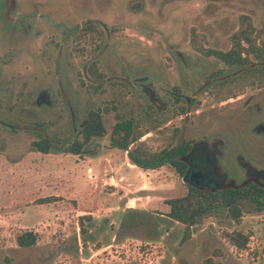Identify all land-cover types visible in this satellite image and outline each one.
Segmentation results:
<instances>
[{
	"label": "rangeland",
	"instance_id": "obj_1",
	"mask_svg": "<svg viewBox=\"0 0 264 264\" xmlns=\"http://www.w3.org/2000/svg\"><path fill=\"white\" fill-rule=\"evenodd\" d=\"M7 1L17 20L7 22L0 0V264H118L120 257L130 264H142V257L153 264H207L209 259L211 264H264V208L259 212L251 202L242 204L241 225L227 210L214 211L198 221L196 236L185 245L178 224L171 230L172 235L178 230L177 241L172 235L161 238L154 249L142 243L153 239L138 226L165 225L166 201L188 190L172 167L144 171L110 140L119 122H131L135 133H144L139 144L150 151L221 130L227 140L223 164L231 177L243 176L240 151L264 161L263 142L261 152H254L253 127H240L241 135L227 133L247 98L264 99V72H242L189 52L198 50L192 36L189 40L193 29L205 38L199 49L230 51L243 15L252 19L264 42V0ZM87 19H96L104 36L84 38L75 31L77 22ZM92 61L105 79L89 75ZM141 81L152 83L162 98L157 108ZM46 88L56 96L63 90L67 99L38 102ZM175 90L192 105L174 102L170 92ZM93 111L102 112L108 135L94 138L81 156L63 153ZM41 139L56 150L39 153L33 142ZM52 196L60 201L39 204ZM129 211L143 218L128 217ZM83 216L92 217L84 221L85 232ZM110 228L112 239L117 237L111 244ZM235 231L252 233L247 250L238 251L225 239V233ZM26 232L36 235L35 247L18 246L17 237ZM211 239L215 243L208 248Z\"/></svg>",
	"mask_w": 264,
	"mask_h": 264
},
{
	"label": "trees",
	"instance_id": "obj_2",
	"mask_svg": "<svg viewBox=\"0 0 264 264\" xmlns=\"http://www.w3.org/2000/svg\"><path fill=\"white\" fill-rule=\"evenodd\" d=\"M240 29L232 37V48L228 52L214 51V55L220 58L224 64L230 67H245L244 70L252 68L264 72V42H262V32H259L253 25V21L249 16L243 15L240 17ZM83 37L95 33L101 37L104 36L98 26L88 24L83 28ZM101 33V34H100ZM256 35V36H255ZM199 40H197V39ZM205 38L199 35L198 32L192 30V44L198 50L200 39ZM260 39V41H258ZM260 42V43H259ZM262 42V44H261ZM247 47H245V45ZM254 58V59H252ZM257 61L256 63H254ZM89 75L95 80L105 79L104 74L100 71L98 62L92 61L87 68ZM108 135L103 121L101 111L91 112L88 115L87 121L84 123L79 138L74 141L71 148L63 153L81 156L84 147L89 144L94 138H103ZM144 137V133H135L131 122H119L110 134L111 144L114 148L125 151L132 165L144 170H159L165 166H174L180 175L185 172L184 162L177 159L183 155L182 148H170L160 151H150L143 145L139 144V140ZM33 146L39 153L44 155L50 154L53 150V144L48 139H41L33 142ZM256 190V191H255ZM257 194V199H253L256 203L257 211L261 212L264 208V190L244 184L237 188H227L217 190L216 192L202 191L197 188H191L186 196L181 198L170 199L166 204L170 207L169 217L180 222L186 227V239L190 237V229L194 227L198 220L212 214L214 211L227 210L229 217L236 225H241L244 218L243 200L253 197ZM60 201V197H47L39 200L40 205L54 204ZM91 216L80 217V224L83 226L84 221L91 220ZM85 232V231H84ZM225 239L228 240L238 251H245L250 243L251 232L244 233L235 231L233 233H225ZM17 244L21 248H32L37 245L36 235L32 232H26L16 239ZM223 256L221 253L216 255ZM212 259L207 261L211 264Z\"/></svg>",
	"mask_w": 264,
	"mask_h": 264
},
{
	"label": "flooded vegetation",
	"instance_id": "obj_3",
	"mask_svg": "<svg viewBox=\"0 0 264 264\" xmlns=\"http://www.w3.org/2000/svg\"><path fill=\"white\" fill-rule=\"evenodd\" d=\"M4 1L6 5L5 17H6L7 22L9 24L16 23L17 19H15L14 17V15L16 14L15 11L11 8L12 6L9 3V1L7 0H4ZM94 20L96 19H87L85 22H81V23L77 22L76 26L78 25L79 26L78 28L75 29V31L79 29V31L82 32L84 26L88 24L96 26L97 24ZM98 23L102 25L103 27L107 28L105 24H102L101 22H98ZM21 24L25 25L22 21H21ZM71 30L72 29L70 30L66 29L65 31L68 33V31H71ZM33 31L35 32V30ZM191 36L192 35H190L189 37L190 42H191ZM191 51L197 53L198 56L203 57V58H215L218 61V64H220L221 66L222 64H224V62L220 58L214 55V51L195 50L193 48L189 52ZM218 52H222V51H218ZM183 54H187V53H183ZM256 62L257 61H255L254 63ZM225 66L231 69L238 68L242 72L245 71L244 70L245 68L249 67V65L245 67H230L226 64ZM251 67L252 68H248V71L256 70L253 65ZM222 75H223V67H221L218 73V77H216V79L220 80L222 78ZM137 82H140V81L137 80ZM141 82L143 83V81ZM140 88L148 93L149 100L154 103V104L152 103L153 104L151 105L152 107L155 106L157 108L158 105H161L163 103L162 98L158 95V93H156L152 83H143L140 85ZM170 95H172L174 102H180L181 100H184L187 106L192 105V100L189 98L183 97V95L180 92H178V90H175L174 92H170ZM59 97L62 100L67 99V96L63 90H61L56 96L55 93L52 91V89L46 88L38 93L37 101L42 102V103L51 102L52 105H54V103H57V100ZM239 98L234 99V101L237 102L241 100ZM66 103L68 102L66 101ZM223 104L224 103H222L221 105ZM181 111L187 117L191 115V112H187L185 108H182ZM248 125L253 127L251 128V130L253 131L255 135H257L256 137H258L256 138L258 140V143L256 141L253 142V145H255L254 152H257V150L258 152H261L260 150L262 148L260 146V143L262 142H263L262 147L264 149V141L261 140V139H264V99L259 100L254 96L247 98L244 101L242 110L240 111L239 114H237V118L235 122H232L230 124L229 132L227 133L229 135L231 134L241 135V133H243L245 130H242L240 127H246ZM208 133H210V135H208L207 137H204L200 141L181 143L179 146L176 147V148L181 147L183 150V155H180L179 157H177V159L184 162L185 172L183 175H180L174 166L169 165L181 177L182 182L185 184L188 192L191 188H197L202 191H208V192H216L217 190L219 191V190H224L227 188L241 187L244 184L246 185L248 184L255 188L264 190V161H258L255 158H253V156H251V154H253L252 152L250 154H247L245 153V151L244 152L240 151L237 156H238V162L243 167L242 168L243 176L240 177L241 179H234L233 177L229 175L228 170L224 167V164H223V159L225 156L226 145H227L226 136L221 130H213ZM211 133H214V134H211ZM257 198H258L257 194H254L253 197L249 199H245L242 202H251L256 206V203L254 202L253 199H257ZM128 213H129L128 217H134V216L140 215L141 218H143L142 215L138 214L136 211H129ZM144 217H147V215H144ZM162 217H163L162 218L163 221L166 222L165 225L161 224L156 227H145V225L138 226L139 229L144 230L142 233L146 235L147 239L148 238L153 239L152 241L146 240L145 242H142V243H145L147 246H151V249L156 248L157 241H159V239L161 238L164 239L166 237L168 239L169 237L171 238V235H172L171 230H172L173 224H178V226H180V229L182 231L180 235V239H179V233L177 229L175 230L176 233L172 235V237L176 241L178 239L180 240L181 245H185L191 242V240L196 236L194 234L196 225L190 229L191 235L190 237L186 239L187 231H186V227L183 224L173 220L172 218L169 217V215H167L166 218L164 216ZM121 227H122L121 229H123L124 226H121ZM112 232L113 230L111 228L106 230L107 236L110 239V244L117 240V237H113L112 239V235H111ZM117 233L118 232L116 231V234ZM212 237L214 236L212 235ZM251 238L253 239V235L250 237V239ZM214 243H215V240L211 239L209 240L208 243L205 244V246L209 248V245L214 244ZM110 247H112V245L108 246V248ZM109 254H111V252ZM152 254L154 255V253ZM127 260H128V257H120V260H119L120 263L118 264H130V263H126L128 262ZM147 261H149L148 258L144 259L142 257L140 262H142V264H153L154 263L152 259H150V262H147Z\"/></svg>",
	"mask_w": 264,
	"mask_h": 264
},
{
	"label": "crops",
	"instance_id": "obj_4",
	"mask_svg": "<svg viewBox=\"0 0 264 264\" xmlns=\"http://www.w3.org/2000/svg\"><path fill=\"white\" fill-rule=\"evenodd\" d=\"M169 212H170V211H169ZM169 212H168V213H169Z\"/></svg>",
	"mask_w": 264,
	"mask_h": 264
}]
</instances>
